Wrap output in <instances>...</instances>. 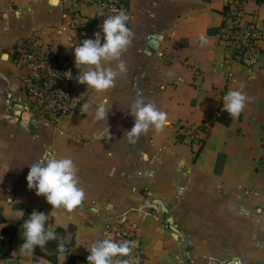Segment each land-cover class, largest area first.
I'll list each match as a JSON object with an SVG mask.
<instances>
[{
    "label": "crops",
    "instance_id": "crops-1",
    "mask_svg": "<svg viewBox=\"0 0 264 264\" xmlns=\"http://www.w3.org/2000/svg\"><path fill=\"white\" fill-rule=\"evenodd\" d=\"M118 1L128 7L131 33L120 57L126 73L104 92L87 90L80 112L50 124L26 106L9 53L32 34L50 37L61 26L59 0H0V264H53L19 247L3 259L1 230L20 223L25 211V220L33 211L49 214L54 231L74 228L75 260L58 255L55 264H86V249L107 237L115 219L140 243L128 264H264V44L256 67L226 62L217 38L224 0ZM246 11L264 24V0H250ZM52 37L82 74L70 47L86 37ZM232 90L247 97L243 111L227 127L212 124ZM138 98L167 113V123L129 143L128 112ZM100 104L111 108L106 124L95 118ZM204 123L210 133L194 159L197 148L177 141L178 127ZM106 126L111 139H98ZM50 154L75 165L85 196L71 212L52 211L27 188L29 165Z\"/></svg>",
    "mask_w": 264,
    "mask_h": 264
},
{
    "label": "built area",
    "instance_id": "built-area-1",
    "mask_svg": "<svg viewBox=\"0 0 264 264\" xmlns=\"http://www.w3.org/2000/svg\"><path fill=\"white\" fill-rule=\"evenodd\" d=\"M249 1L224 0L217 38L228 64L253 68L260 64L263 56L264 24L254 14L247 13ZM59 4L64 22L58 29H51L50 37L32 34L13 45L9 53L13 66L18 68L17 79L26 106L35 117L50 124H57L80 112L87 96L85 86L76 82V76L80 74L72 66L68 53L52 36L64 33L92 38L106 18L118 13L128 16L127 5L118 0H59ZM83 9L92 12L83 13ZM208 130L207 123L197 127L181 126L178 135L183 137L182 143L198 148V141L206 137ZM107 238L115 242H131L130 254L119 259L129 260L140 250L134 230L122 219H115L109 225Z\"/></svg>",
    "mask_w": 264,
    "mask_h": 264
},
{
    "label": "clouds",
    "instance_id": "clouds-1",
    "mask_svg": "<svg viewBox=\"0 0 264 264\" xmlns=\"http://www.w3.org/2000/svg\"><path fill=\"white\" fill-rule=\"evenodd\" d=\"M127 21L128 17L123 13L110 16L101 23L92 38H86L79 44L72 43L70 48L73 49L75 67L86 69L76 76V82L84 85L86 91L104 92L114 86L119 74L126 73V65L120 57L131 43ZM200 40L202 43L206 42V37L201 35ZM113 62L115 68L111 66ZM67 73L70 79L71 72ZM246 100L247 97L242 91H229L223 97V110L229 117L238 118ZM110 109L106 104H100L95 111L96 120L106 124ZM128 114L134 121L132 128L124 133L129 143H135L149 129H162L167 123V113L160 111L153 103H146L142 98L135 100ZM105 134L111 139L107 126L96 135L101 140ZM25 179L28 190H34L37 197H43L52 211L64 209L71 212L82 203L85 196L84 190L78 186L76 168L70 158H56L50 154L29 165ZM48 216L49 214L33 211L23 222V243L19 247L20 251L33 254L35 249H44L49 241L57 240V233L52 226L46 225ZM130 243L115 242L107 237L96 241L86 249L89 253L86 264H128L127 259L119 258L130 254ZM56 251L66 259L67 249L62 242L57 244Z\"/></svg>",
    "mask_w": 264,
    "mask_h": 264
},
{
    "label": "trees",
    "instance_id": "trees-1",
    "mask_svg": "<svg viewBox=\"0 0 264 264\" xmlns=\"http://www.w3.org/2000/svg\"><path fill=\"white\" fill-rule=\"evenodd\" d=\"M219 29H220V27H219ZM232 120H233V118L229 117V115L226 112H224L223 107H222V102H221V104L218 108L217 115L215 116L214 120L212 121V124L218 123V124H221V125L227 127L230 125ZM209 133H210V131L208 130L206 132V137L204 139H202V140L200 139L198 141L200 143V145L194 153V159L197 158L200 151L204 147L206 140L209 136ZM176 139L180 143L183 142V137L181 135H177ZM221 158H222V156H218V160L216 163V169H215L216 173H218ZM14 208L21 209L20 206H16ZM27 214H28V212L25 211L24 218L20 223L16 224L13 227H9V226L4 227L1 230V234L7 237V243H6L7 248H6V251L3 255V259L10 258L11 250L13 248L20 247V245L23 243V240H22L23 229L21 228V225L25 221ZM55 232L57 233V237H58L57 240L49 241L44 249L37 248L34 250L33 253L44 258V259H46L49 262L55 264L56 263V257L58 255H60L56 251L57 244L62 242L67 249V252H66L67 257L66 258L68 260L71 259L74 261L75 259L72 258L70 256V253H69V248L72 246V244L74 242V234H75L74 228H72V227L68 228V229L58 228L55 230ZM3 246H4V244L0 243V251H1V248ZM66 263L68 264L67 260H66Z\"/></svg>",
    "mask_w": 264,
    "mask_h": 264
},
{
    "label": "water",
    "instance_id": "water-1",
    "mask_svg": "<svg viewBox=\"0 0 264 264\" xmlns=\"http://www.w3.org/2000/svg\"><path fill=\"white\" fill-rule=\"evenodd\" d=\"M51 3L54 4V3H55V0H51ZM3 58L7 59V58H8V55H7V54H4V55H3Z\"/></svg>",
    "mask_w": 264,
    "mask_h": 264
},
{
    "label": "rangeland",
    "instance_id": "rangeland-1",
    "mask_svg": "<svg viewBox=\"0 0 264 264\" xmlns=\"http://www.w3.org/2000/svg\"><path fill=\"white\" fill-rule=\"evenodd\" d=\"M14 71H16V72H17V71H18V68L14 67ZM19 86H20V84H19ZM27 105H28V104H27Z\"/></svg>",
    "mask_w": 264,
    "mask_h": 264
}]
</instances>
